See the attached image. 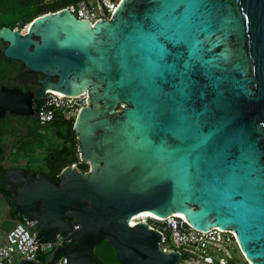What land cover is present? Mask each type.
Wrapping results in <instances>:
<instances>
[{"label":"water","instance_id":"1","mask_svg":"<svg viewBox=\"0 0 264 264\" xmlns=\"http://www.w3.org/2000/svg\"><path fill=\"white\" fill-rule=\"evenodd\" d=\"M0 40L2 57L40 75L34 109L31 93L0 89V117L52 103L47 89L88 97L72 127L86 171H3L38 242H73L47 264H101L103 240L120 264H179L158 232L129 223L142 211L231 230L264 264V0H121L93 24L64 8L22 34L0 26Z\"/></svg>","mask_w":264,"mask_h":264},{"label":"built area","instance_id":"2","mask_svg":"<svg viewBox=\"0 0 264 264\" xmlns=\"http://www.w3.org/2000/svg\"><path fill=\"white\" fill-rule=\"evenodd\" d=\"M121 0H79L66 8L76 18L89 21L91 24L98 19H108ZM46 98L52 103L41 107L37 115V122L44 126L55 117L65 120L74 119L78 111L86 105L87 95L66 96L50 89L45 90ZM75 167V164L70 165ZM145 224L149 229L160 234L158 243L161 252L177 251L180 253L179 264H251L241 254L235 233L212 227L207 231L196 230L189 225L185 218L171 214L165 217L143 216L141 213L133 215L129 221ZM37 221L22 215L17 218L12 228L5 234L0 243V264H32L38 253H52L56 247L65 246L71 239L56 233L51 243L38 242ZM68 237V238H67ZM37 238V239H36ZM67 238V239H66ZM234 246L241 254L243 261L237 263L230 251ZM53 264H67V257L59 254Z\"/></svg>","mask_w":264,"mask_h":264},{"label":"trees","instance_id":"3","mask_svg":"<svg viewBox=\"0 0 264 264\" xmlns=\"http://www.w3.org/2000/svg\"><path fill=\"white\" fill-rule=\"evenodd\" d=\"M77 1L79 0H0V26L7 25L21 31L34 18L46 13L59 11L75 4ZM19 70L25 69L19 62L10 61L2 57L0 53V82L4 81L10 72ZM73 121L74 119L65 120L55 117L52 122L43 126V130H57L55 131L57 146H49L44 157H39L40 145L43 143L39 137L43 136V134L36 132L34 128H32V135L27 141L12 144L14 151L9 157L14 160H24L30 169H35L41 164L43 167L52 170L53 174H57L62 168L72 164H75L77 169L86 171L88 169L87 164L79 161L76 152V139L72 130ZM7 145L5 141L0 139V192L6 198L13 214L19 218L22 215L14 212L12 197L5 192L1 181L5 170L3 162L6 159ZM47 254H50L51 257V253H38L37 257L46 256ZM93 255L101 264H120L116 258L113 246L107 240H103L94 247ZM48 261L46 259L44 263L47 264Z\"/></svg>","mask_w":264,"mask_h":264},{"label":"flooded vegetation","instance_id":"4","mask_svg":"<svg viewBox=\"0 0 264 264\" xmlns=\"http://www.w3.org/2000/svg\"><path fill=\"white\" fill-rule=\"evenodd\" d=\"M6 27L11 28L10 26L4 25ZM20 31V30H19ZM25 31V29L21 30V34ZM5 43L0 40V53L4 48ZM40 77L39 74H31L25 70H19L10 72L9 76L4 79V81L0 82L1 88L15 89L21 93H31V103L33 105L32 109H34V101L37 99L35 97L36 89L38 88L37 79ZM41 109V108H40ZM33 111L31 114L23 115V114H12L7 111L3 113L0 117V139L5 142L11 141L15 142H23L27 141L32 135V127L35 128L36 132L41 133L43 131V126H40L37 122V115L40 111ZM8 168H23L26 170L27 178H32L33 176H38L40 173H47L49 175L56 176V174L52 173V170L43 167V165L39 164V166L35 167V169H30L29 166L25 163H21L18 165H10L5 167ZM3 177V175H2ZM11 197L13 194L11 192H7ZM70 245H73V242H69Z\"/></svg>","mask_w":264,"mask_h":264},{"label":"crops","instance_id":"5","mask_svg":"<svg viewBox=\"0 0 264 264\" xmlns=\"http://www.w3.org/2000/svg\"><path fill=\"white\" fill-rule=\"evenodd\" d=\"M6 159L9 160L11 165H18L24 163V160H14L10 156V154L14 151L13 143L6 142ZM17 217L13 214L9 204L7 203L6 198L0 192V243L3 242L5 234L7 231L12 228L16 221ZM46 256H38L36 260L32 264H45ZM14 264H18L16 261Z\"/></svg>","mask_w":264,"mask_h":264},{"label":"rangeland","instance_id":"6","mask_svg":"<svg viewBox=\"0 0 264 264\" xmlns=\"http://www.w3.org/2000/svg\"><path fill=\"white\" fill-rule=\"evenodd\" d=\"M117 108L119 109V107H117ZM55 131H57V130L56 129H46V130H43L41 132L43 134V136H40L39 138L42 140L43 143L40 145L41 148L39 149V153H40L39 157H41V156L44 157L45 156L46 152L48 151L47 148H49V146H53V147H56L57 146V140H56V136H55L56 135L55 134L56 132ZM10 140L11 141H9V143L11 144L12 143V139H10ZM10 165L11 164H10L9 160H5L3 162V166L4 167L10 166ZM230 251L232 253V256H233L234 260L237 263L238 262L241 263L243 261L240 252L234 246H230ZM93 252H94V250H93ZM46 259H48V260L50 259V254H47L46 255Z\"/></svg>","mask_w":264,"mask_h":264},{"label":"bare ground","instance_id":"7","mask_svg":"<svg viewBox=\"0 0 264 264\" xmlns=\"http://www.w3.org/2000/svg\"><path fill=\"white\" fill-rule=\"evenodd\" d=\"M177 214V213H176ZM141 215H143V216H155L154 214H152L151 212H149V211H142L141 212ZM177 215H179V214H177Z\"/></svg>","mask_w":264,"mask_h":264}]
</instances>
